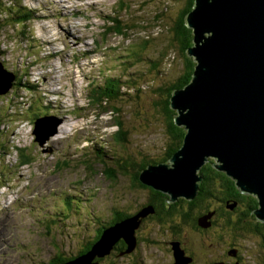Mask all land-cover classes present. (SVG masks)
<instances>
[{
    "label": "rangeland",
    "instance_id": "obj_1",
    "mask_svg": "<svg viewBox=\"0 0 264 264\" xmlns=\"http://www.w3.org/2000/svg\"><path fill=\"white\" fill-rule=\"evenodd\" d=\"M185 7L186 0H0V61L34 88L14 86L0 97V264L72 257L116 213L133 214L140 206L146 192L130 176L107 174L127 158L138 163L165 152L159 102L181 72L171 32ZM7 8L32 18L15 25ZM109 16L129 26L125 36L104 35ZM105 76L128 81L115 103L97 107L89 94ZM110 107L123 119L124 146L115 142ZM43 115L62 124L40 146L32 124ZM159 236L142 228L135 243L130 236V255L100 257L97 264H168ZM248 242L258 239L249 235ZM253 245L244 248L255 251ZM262 247L244 264H261Z\"/></svg>",
    "mask_w": 264,
    "mask_h": 264
},
{
    "label": "water",
    "instance_id": "obj_2",
    "mask_svg": "<svg viewBox=\"0 0 264 264\" xmlns=\"http://www.w3.org/2000/svg\"><path fill=\"white\" fill-rule=\"evenodd\" d=\"M186 26L194 43L186 53L196 65L190 82L171 97L175 124L186 133L169 163L148 166L139 181L171 200H191L201 180L197 172L213 159L214 168L241 194L256 198L253 215L264 223V0H195ZM1 77L7 82L0 96L15 80L0 61ZM59 124L62 120L55 116L37 118L35 142L43 146ZM151 212L146 207L108 227L88 253L64 264H97L93 260L109 254L119 240L130 246V236L135 243L141 219ZM210 217H201L198 226L205 228ZM129 246L119 256L130 254L134 247L128 250ZM178 249L176 243L174 264H187Z\"/></svg>",
    "mask_w": 264,
    "mask_h": 264
},
{
    "label": "flooded vegetation",
    "instance_id": "obj_3",
    "mask_svg": "<svg viewBox=\"0 0 264 264\" xmlns=\"http://www.w3.org/2000/svg\"><path fill=\"white\" fill-rule=\"evenodd\" d=\"M214 162L209 159L197 172L201 180L197 194L191 200L183 197L171 200L166 193L141 183L134 186L130 181L133 187L143 190L146 195H141L143 201L133 214H125L131 217L146 207L152 210L141 219L135 231L136 240L142 228L154 237L159 236L160 230L165 254L170 258L168 264H174L173 248L176 243L188 259L187 264H244L246 258L253 262V253L257 252L261 242L263 254L259 255H262L261 264H264V223L257 221L253 215L256 207H253L250 198H225L229 195L223 186L226 175L214 168ZM214 174L216 178H213ZM208 214L211 217L206 220L205 228L198 226V220ZM249 235L257 238L258 242L245 244ZM244 245H253L255 251L248 252Z\"/></svg>",
    "mask_w": 264,
    "mask_h": 264
},
{
    "label": "trees",
    "instance_id": "obj_4",
    "mask_svg": "<svg viewBox=\"0 0 264 264\" xmlns=\"http://www.w3.org/2000/svg\"><path fill=\"white\" fill-rule=\"evenodd\" d=\"M195 0H186V7L182 9L178 16L175 25H173L172 32H171V43L173 49L175 50L174 57L180 56L182 58V68L180 74L177 76V78L174 80L172 84L167 86V88H163L161 93V98L159 102V106L162 107L163 112H165V122L166 126H164L165 134L168 138V143L166 145L165 152L163 153V156L157 160H145L140 159L138 160V163H133L130 158H127L124 160L121 164H115L116 171L112 170L107 175L109 179H113L116 175H125L127 178L130 176V181H132L134 186L139 185V174L142 170L146 169L148 166H155L158 164H164L168 159L172 157L173 154H175L176 151L179 150V148L182 145L184 135L186 133L185 129L183 127H178L175 124L174 118L177 114L175 110L171 108V97L173 95V92L175 90L183 89L191 80L192 74L194 72L195 68V62L192 58L187 56V49L193 46V33L192 30L187 28L186 26V17L187 15L192 11L194 7ZM124 4H120L119 6V12L124 11ZM183 8V7H182ZM7 11L11 12V19L13 22H15V25H24L30 18H32L29 15L28 11H24L23 13H17L14 10L7 8ZM118 12V13H119ZM106 26L104 29V35H117V36H125L126 32L129 29V26L124 24L119 18L117 17H108L106 21ZM135 54V53H134ZM123 79L121 77H109L105 76L103 78V81L100 86H97L96 88H92L89 94L90 102L92 105L97 107L106 106L109 103H115L122 95L123 92L121 91L124 85L127 83L128 80L122 81ZM16 81V82H15ZM14 86H22L23 88H27L29 90H34L33 86L27 83H22L21 79H18L15 75V80L13 81V87ZM165 89V91H164ZM139 91V90H138ZM109 104V105H110ZM31 108V107H30ZM111 112L115 115V126L117 130L115 131V142L116 140L119 142L118 144L122 146V143L126 142V135L127 131L124 130V124L123 119L120 118V111L117 107H110ZM38 118V116L33 117V121H35ZM126 134V135H125ZM117 143V142H116ZM124 146V145H123ZM24 156L21 154V161L22 163H27V160L24 159ZM100 159V157L98 156ZM142 162V165L139 167L138 171L135 172V169L140 165ZM218 175V174H217ZM216 178V174H214V177ZM132 179V180H131ZM225 183L224 188L229 193V195L225 198H241L246 197L250 198L253 203V207H258V203L256 198L251 197L249 195L241 194L239 190L236 188L234 182L225 176ZM152 189V188H151ZM154 190V189H153ZM157 191V190H155ZM160 192V191H158ZM163 193V192H162ZM224 199V198H223ZM66 203H68L67 200H65ZM249 202V201H248ZM128 215L125 213H116L113 217L111 222L106 226L102 227L97 231L95 234V238L91 243L85 244L86 249H81L78 254L72 256V257H60V255H57V258L53 261L48 262L47 264H63L65 262L71 261L75 259L78 256H81L83 254L88 253L93 244H95L101 237L102 232L110 227L111 225H114L115 223L127 218ZM259 221V220H257ZM135 234V233H134ZM136 239V237H135ZM128 245L123 240H119L109 254L105 255L104 258H112V257H118L121 253L125 252L127 250ZM132 253V252H131ZM130 253V254H131ZM129 254V255H130ZM121 255L122 256H125ZM127 255V256H129ZM98 258L96 257L93 260V263H97ZM102 261V260H99Z\"/></svg>",
    "mask_w": 264,
    "mask_h": 264
},
{
    "label": "clouds",
    "instance_id": "obj_5",
    "mask_svg": "<svg viewBox=\"0 0 264 264\" xmlns=\"http://www.w3.org/2000/svg\"><path fill=\"white\" fill-rule=\"evenodd\" d=\"M12 74H13V73H12ZM14 76H15V75H14ZM12 89H13V87L11 88V90H12ZM11 90H9L7 93H9ZM7 93H6V94H7ZM6 94H5V95H6ZM5 95H2V96H5ZM0 97H1V96H0ZM27 110H28V108H27ZM43 116H52V115H43ZM43 116H41V117H43ZM38 118H39V117H38ZM34 122H35V121H33V124H32L33 126H34ZM32 131H34V127H33V130H32ZM3 194H4V192H2L1 195H3ZM68 262H69V261H68ZM65 263H66V262H65ZM63 264H64V263H63Z\"/></svg>",
    "mask_w": 264,
    "mask_h": 264
},
{
    "label": "bare ground",
    "instance_id": "obj_6",
    "mask_svg": "<svg viewBox=\"0 0 264 264\" xmlns=\"http://www.w3.org/2000/svg\"><path fill=\"white\" fill-rule=\"evenodd\" d=\"M2 65H3V63H2ZM4 82H7V81H5V78L4 77H1L0 78V87L5 84Z\"/></svg>",
    "mask_w": 264,
    "mask_h": 264
}]
</instances>
